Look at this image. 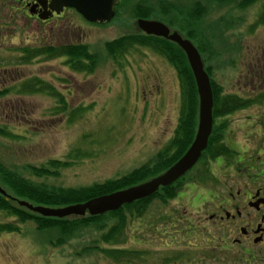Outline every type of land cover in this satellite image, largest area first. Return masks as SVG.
<instances>
[{"label": "rangeland", "instance_id": "1", "mask_svg": "<svg viewBox=\"0 0 264 264\" xmlns=\"http://www.w3.org/2000/svg\"><path fill=\"white\" fill-rule=\"evenodd\" d=\"M16 1L0 0V92L23 80L38 78L49 86L53 96H60L67 105L66 111L58 114L54 110L60 108L59 103L49 93L0 96V129L3 130L0 132V197L10 203L11 199L15 200L16 204L10 206L26 212L30 210L22 204L51 209L37 206L34 200L41 202V199L34 195L35 187L57 193L74 190L88 194L95 184L119 180L143 166L157 168L155 156L169 144L179 115L176 72L163 57L148 48L127 50L123 59L109 55L106 48V44L120 37L143 35L135 26L139 5L147 4L146 9L140 6V10L143 8L141 14L152 17L151 20L174 29H186L191 6L198 9L196 2L203 3L205 8L192 16L193 25H197L193 26L192 41L204 65L211 67L214 79L227 92L233 90L239 70L251 57L257 67L264 66L261 55L264 18L259 21L264 0H122L110 23L95 26L71 13L47 25H38L26 19L29 18L26 8L23 16L17 17L21 7ZM239 37L243 38L240 45ZM68 44L87 46L94 59L93 73L72 71L62 58L39 57L31 65L21 63L23 47L27 46L31 52L42 46ZM248 112L264 115L258 106ZM248 118L249 115L241 114L226 118L230 122L229 135H234L233 140L239 146L249 147L243 138L245 127L257 125L255 121L248 122ZM56 161L71 164L54 169L51 165ZM168 169L123 190L161 177ZM202 171L205 169L194 173ZM185 185L180 186L182 195L186 193ZM166 190L168 187L159 192V197L142 200L145 202L142 210L132 219L126 218L121 232L116 228L121 224L120 215L93 220L85 214L60 219L66 222L65 228L48 224L47 229H41L30 218L22 221L13 213L1 210L0 225L11 224L16 230L0 231V264H158L155 260L158 253L169 255L168 251L159 250L160 238L164 242L180 240L196 244L194 238L198 234L194 233L196 227H202L198 222L203 220L199 219L201 206L186 200L188 206L176 208V201ZM180 210L188 219L183 225L186 228L181 230L174 229L173 226H179L174 217L178 220L179 216L172 214ZM105 221H109L107 225ZM207 229L210 264H218L214 257L213 222ZM220 264L238 263L226 257V262Z\"/></svg>", "mask_w": 264, "mask_h": 264}, {"label": "flooded vegetation", "instance_id": "2", "mask_svg": "<svg viewBox=\"0 0 264 264\" xmlns=\"http://www.w3.org/2000/svg\"><path fill=\"white\" fill-rule=\"evenodd\" d=\"M35 1L18 0L21 11L17 17L23 16L24 8L29 12ZM68 11L74 13L73 10ZM26 19L36 22L35 18ZM51 21L53 19L48 22ZM37 24L39 25L38 22ZM261 55L264 60V51ZM258 64L260 65L259 60ZM226 96H234L236 103L242 106L234 114L249 115L248 122L257 123L255 126L248 124V127H245L243 138L249 147L239 146L233 140L234 135H229L230 122L226 120L228 115L218 117V121L223 124L219 127L217 125V131L215 123L214 132L218 141L214 143L213 152L220 155L203 161L201 167L205 172L193 173L184 187L185 195L180 192L174 199L176 208L185 204L188 206L187 201L201 206L202 216L199 219L203 220L198 223L202 224V227H196L194 233L198 234L194 238L197 242L189 245L180 240L173 243L164 242L160 238L159 250L168 251L169 255L158 253L155 258L158 264H210V233L207 229L210 222H213L216 232L213 234V239L216 240L214 257L218 264L226 262V257L238 264L264 262V115H251L248 112L257 106L260 111H264V66L262 69L257 67L251 57L239 70L233 90L227 92L223 89V104L226 103ZM248 138L252 140L249 141ZM205 164L207 167H204ZM172 214L179 216L178 220L177 216L174 217L173 221L179 225L173 226L174 229L186 228L183 227L188 220L185 214L181 210ZM206 215L208 219H205Z\"/></svg>", "mask_w": 264, "mask_h": 264}, {"label": "trees", "instance_id": "3", "mask_svg": "<svg viewBox=\"0 0 264 264\" xmlns=\"http://www.w3.org/2000/svg\"><path fill=\"white\" fill-rule=\"evenodd\" d=\"M243 1V0H240ZM147 8V4H141L137 7V10L139 12L136 13L137 18H152L150 16H144V14H141L144 10L141 8ZM182 26V25H180ZM193 19L192 17L189 18L188 23L186 24V29H183V27H180L178 30L181 34L184 36H188L193 40ZM142 36V37H141ZM135 36L131 35L128 37H120L119 39L114 40L113 42H110L106 44V48L110 52L109 55L115 54L117 56V59H121L125 52L130 49L135 48H148L150 50H153V52L157 53L159 56L163 57L165 61L172 66V68L175 70L177 75V80L179 83V89H180V109H179V115L178 120L175 126V130L173 132V136L169 140V144L167 147H165L163 150L158 153V155L155 156V164L157 168H150L148 166H143L139 168L138 170H134L130 174L123 176L119 180H112L107 181L104 184H95L93 185V190L89 191L90 193L85 192H76L74 190H65L64 192L57 193L54 190H41L39 188H34L33 192L34 195L39 197L41 199V202L35 199L34 201L38 204L37 206H44L49 208H63L75 204H80L87 202L91 199L101 197L104 195H109L114 192H117L119 190H123L126 186H132L134 183L140 182L145 179L151 174L158 175L161 174V172L166 170L168 167H170L174 162H176L188 149V147L191 145L196 128H197V118H198V96L196 93V87L194 83V79L192 76V73L189 69V66L187 65L186 58L184 53L175 45L170 42H167L163 39H158L154 37H146V36ZM39 50H33L30 52V49H23L21 51V54L24 55L23 62L25 64L30 63L32 60H35L39 57H44L46 59H50L52 57L58 59L61 57H68L67 61L65 62L66 65L70 67L73 71L77 70V72L91 74L93 73V56L87 51V46L85 45H70V46H64V47H41L37 48ZM200 52V51H199ZM110 57V56H109ZM210 58V57H209ZM69 59V61H68ZM123 59V58H122ZM86 62H90L89 66L86 65ZM208 74L210 75L209 69L207 70ZM48 85L46 83H41L40 79L38 78H32L26 82L21 83L18 86H13L10 90L4 91V95H8L10 93L26 96V95H34L36 93H49L51 92L48 90ZM212 92H213V110H212V116L213 119H217L218 117L222 116L224 113L227 114V112H230L237 109V104H232L230 99H225V104H223V97L221 96L222 93H220V90L218 88L217 83L214 81L211 82ZM2 94H0L1 96ZM53 96V95H52ZM54 99H56V102L59 103L57 106H59L61 109L57 110V108L54 110L55 113L62 114L60 112L66 111V102L62 101L61 97L56 95L53 96ZM233 98V97H232ZM63 106V107H62ZM82 109V108H81ZM59 111V112H57ZM217 131H219L218 127ZM3 131L0 129V132ZM217 141V135L214 131H212V135L209 139V144L206 152L204 153L205 156L214 155L213 148L214 143ZM73 156H76L74 154ZM71 164V162H61L56 161L55 164H52L51 167L54 169L57 168H66L68 165ZM14 177L16 176V173H11ZM10 176V177H13ZM150 177V176H149ZM50 191V193H49ZM165 193L168 192L170 195V198L175 196L177 190L175 189H169L164 191ZM21 197L28 198V195L18 194ZM164 195V194H163ZM165 196V195H164ZM11 202L14 203L15 200L11 199ZM10 203V201H7L5 198L0 197V211L4 210L6 212L13 213L14 217H17L20 220H28L30 218L38 226H40L41 229H47L46 226H49L48 224H53L54 227H60L65 228L66 222L60 219H46L42 218L41 216L37 214H30V212H26L25 210H22L20 208L16 209L11 205H14ZM145 202L138 201L132 205L126 206L122 209H120L118 212L107 214L105 216H102L104 218H108L112 215H120L122 218L121 224L119 223L118 226H116L118 232H121L123 230V225L125 224V220L132 219V217L135 215L136 212L141 211L142 204ZM98 219L101 217H97ZM97 218H93V220H96ZM92 220V221H93ZM109 221H105L104 225H107ZM117 222H120L119 219H117ZM125 229V228H124ZM16 228L10 225L2 226L0 225V231H15ZM116 230V229H115ZM116 230V231H117Z\"/></svg>", "mask_w": 264, "mask_h": 264}, {"label": "water", "instance_id": "4", "mask_svg": "<svg viewBox=\"0 0 264 264\" xmlns=\"http://www.w3.org/2000/svg\"><path fill=\"white\" fill-rule=\"evenodd\" d=\"M47 3V0H45ZM50 11L59 13L63 7H71L85 20L91 23H108L115 16V7L118 0H49ZM46 18L47 16H42ZM138 28L148 36L164 38L176 43L186 56L191 70L199 100L198 128L195 140L181 160L171 167L163 176L146 184L133 187L115 194L91 200L85 204L67 207L58 210L33 208L22 204L30 211L43 217L66 218L70 216L83 217L99 216L114 212L124 205L132 204L154 195L159 188H165L185 175L197 163L202 152L207 147L212 128L213 98L208 75L204 71L203 63L198 51L188 41L182 40L176 33L170 34L167 27L158 22L139 20Z\"/></svg>", "mask_w": 264, "mask_h": 264}]
</instances>
